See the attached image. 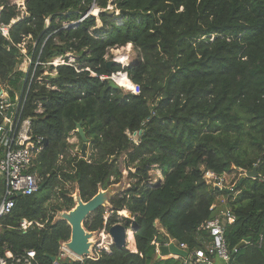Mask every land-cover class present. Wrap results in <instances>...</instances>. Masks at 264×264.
I'll list each match as a JSON object with an SVG mask.
<instances>
[{
    "label": "trees",
    "instance_id": "obj_1",
    "mask_svg": "<svg viewBox=\"0 0 264 264\" xmlns=\"http://www.w3.org/2000/svg\"><path fill=\"white\" fill-rule=\"evenodd\" d=\"M109 3L26 0L22 12L0 0V27L8 28L7 36L0 31V90L12 103L19 98L33 137L47 141L31 170L43 189L16 197L0 220V256L34 251L41 264H54L72 234L56 216L76 206V188L88 202L100 188L120 184L126 170L134 182L84 227L109 232L136 222L137 253L113 245L74 264H180L159 259L154 242H165L164 230L189 250L202 248L198 230L219 214V196L236 217L225 233L231 254L250 240L234 264H264V0H114L118 16ZM96 7L98 17L91 14ZM128 45L136 60L109 68L108 53ZM58 59L64 63L55 65ZM118 73L140 94L111 88ZM79 123L90 144L86 159L73 155L68 141L75 133L83 144ZM155 167L163 172L160 184L149 182ZM255 168L257 179L243 178ZM237 170L234 192L204 179L208 171L225 177ZM123 211L130 219H119ZM24 220L33 223L26 231Z\"/></svg>",
    "mask_w": 264,
    "mask_h": 264
},
{
    "label": "built area",
    "instance_id": "obj_2",
    "mask_svg": "<svg viewBox=\"0 0 264 264\" xmlns=\"http://www.w3.org/2000/svg\"><path fill=\"white\" fill-rule=\"evenodd\" d=\"M0 31L4 36L8 35V28L0 27ZM63 63L62 59L54 62L55 65ZM120 74V73H118ZM114 76V75H113ZM110 79L115 80V77ZM134 84V83H133ZM135 85V84H134ZM137 87L135 95L140 94V87ZM135 91V90H134ZM5 90H0V117L3 119L0 124V147H3L4 152L0 158V177L5 182V191L1 198L0 204V220L12 213L15 207V198L20 194L22 196H31L40 191V180L37 175L31 170L35 166L38 155L44 149V140L41 138H34L32 134L30 118L21 119L18 124L19 118V101L12 103L9 98L4 97ZM16 111L13 113L12 118H8V112L11 108ZM19 109V110H18ZM41 112V110H38ZM18 125V126H17ZM136 137V136H135ZM156 171L161 175L162 170L156 167ZM204 179L210 186L220 187L222 190L227 189L230 192L235 191V187L227 188L224 186L225 177L218 176L214 172L208 171L205 173ZM162 179H160L161 181ZM150 184H157L158 181L151 179ZM110 214H106L104 225L107 226ZM236 217L231 209L226 208L214 218L205 221L198 230L200 237V245L202 248L189 250L188 247L181 243H177L171 238L170 243L176 244L180 249L188 252V257L181 258L172 255L161 256V247L168 246L165 241L154 242L155 253L159 259H168L175 257L180 261V264H234V257L231 254L225 233L226 227L235 222ZM33 225L32 222L24 220L21 224V230L26 231ZM102 240L98 244H93L91 255L89 257H78L73 254L67 247L68 242H63L59 248V256L56 262L61 263H83L86 259L96 260L102 250L109 252L111 246L114 245L113 239L106 230L102 231ZM264 236L260 238L262 244ZM0 264H41L36 257L34 251H28L24 254L14 255L11 251H6L4 256H0ZM56 264V263H54Z\"/></svg>",
    "mask_w": 264,
    "mask_h": 264
},
{
    "label": "water",
    "instance_id": "obj_3",
    "mask_svg": "<svg viewBox=\"0 0 264 264\" xmlns=\"http://www.w3.org/2000/svg\"><path fill=\"white\" fill-rule=\"evenodd\" d=\"M121 63L117 61H108L107 66L110 68L113 65H120ZM127 75V74H126ZM128 77V75H127ZM109 85L111 88L115 90H120L121 87L116 83L115 80L110 79ZM20 109V106H19ZM18 109V110H19ZM16 110L12 107L7 117L10 119L12 118L13 113ZM19 118H18V124L20 123L22 119V112L21 109L18 111ZM18 126V125H17ZM77 133L80 135L82 139V147H81V157L86 159L88 156V146H89V140L86 137V133L84 129L82 128L81 123L77 125ZM141 134V132H140ZM44 144L47 145V141H44ZM259 177L258 171L255 168L253 171L247 172L243 178H251V179H257ZM242 182V181H241ZM161 183V182H160ZM159 183V184H160ZM241 184L238 185L240 187ZM43 189V186H40V190ZM215 189L222 190L220 187H215ZM228 192V190H227ZM19 196H22L21 194ZM74 197V196H73ZM110 197V191H99L96 196H94L90 201L84 202L78 194L76 196V206L69 212H63L59 214V220L66 221L72 230L70 241L67 244V247L69 250L75 254L78 257L84 258L89 257L91 255L93 243L91 242V238L94 236V232H88L86 231L84 227V223L87 220V218L92 215L93 213L97 212L102 207H105V204L108 203ZM158 224H156L157 226ZM131 230L133 232V235L137 233L138 225L136 222H133L131 225ZM165 241L169 244L168 246L161 247V256H175V257H181L186 258L188 257V252L185 250L180 249L176 244L170 243L171 237L164 231H161ZM109 235L113 239L114 245L118 248H124L129 251H131L128 247L129 245V230L125 227V225L122 224H116L112 226L109 229ZM250 240H246L242 242L240 245L237 246V248L233 252V257L237 255V253L242 250ZM52 261L56 264H59L56 262V258H52ZM61 264H68V263H61Z\"/></svg>",
    "mask_w": 264,
    "mask_h": 264
},
{
    "label": "rangeland",
    "instance_id": "obj_4",
    "mask_svg": "<svg viewBox=\"0 0 264 264\" xmlns=\"http://www.w3.org/2000/svg\"><path fill=\"white\" fill-rule=\"evenodd\" d=\"M9 2L12 5H17L22 12H24L25 9H26L25 8V2H26V0H9ZM113 2H114V0H110L109 6H108L109 13L118 16L120 14V12L118 10H116V8H115L116 6L113 5ZM99 13H100V10L97 7L91 10V14L94 15V16H96V17L99 16ZM97 25H98L97 28H99V27H101L102 24H101L100 21H98V24ZM26 44H30V42H27V43H25L23 45L22 48H23V53L24 54L27 53L26 48H25ZM122 54L125 55V57H126V61L125 62H121V64H120L123 67L128 66L130 63L134 62L136 60V58H137L136 57L137 56L136 53L133 51V46L132 45H128L127 47H123V48L111 50L108 53L107 60L108 61H117L118 60L117 58L120 55H122ZM69 58H70V60H73L72 55H69ZM63 63H64V61H63ZM30 65H31L30 60L29 59H25L24 63L21 65V70L27 71L29 69ZM120 74H122V73H120ZM117 75L118 74H116V75H114L112 77H116ZM121 91L124 94H129V93L132 94V93H136L137 87L135 85L133 86V89H131V88L130 89H126L124 87H121ZM17 101H19V98L17 99ZM132 138L135 139V140L137 139V137H135V136H133ZM68 141L71 144L75 145V148L73 150H71V153L73 155H75V156L76 155H79L81 157V147H82V144L80 142V139L75 135V133L68 139ZM89 147H90V144L88 146V156H87V158L90 155L89 154L90 153ZM156 170L157 169L155 167L150 172L151 179L152 180L154 179L155 181H158V180L160 181V179L163 180L164 179L163 172H161V175H160ZM128 177H129L128 171L124 170V172H123V179H122V181H121L120 184L112 185V186H110L107 189L100 188L99 191H101V190L102 191H110L109 201H108V203L105 204V207L107 208V210H110V204H109L110 200L114 196H116V195H121L123 192H125L131 186V183L134 182V180H131ZM240 177H241V171L240 170H237L234 173L225 175V183H224V186H226L227 188H229V187H235L237 185V182L239 181ZM78 194H79V190L76 188V190L74 192V195H73L75 202H76V196ZM1 198H2V196H1V193H0V204H1ZM226 204H227V198H225L224 196H219L217 198L216 209H218V213L219 214L221 212L219 210H222V209H226L227 208L226 207ZM61 213H63V212H61ZM59 214L60 213H57L56 220H59ZM106 214H110V213L107 211ZM118 216H119V219H130V215L126 211L119 212L118 213ZM120 224L126 225V222L121 221ZM128 230L130 232V235H133V232L131 230V227ZM101 235H102V232H95L94 233V236H95L94 241H93V244L94 245L95 244H98L100 242H102V243L106 242V241L102 240V236ZM128 247H129V249L131 250L132 253H134L136 251V249H132L130 247V243H129ZM135 248H136V246H135ZM168 259H177V258L172 257V258H168ZM218 264H223V263L220 262Z\"/></svg>",
    "mask_w": 264,
    "mask_h": 264
},
{
    "label": "bare ground",
    "instance_id": "obj_5",
    "mask_svg": "<svg viewBox=\"0 0 264 264\" xmlns=\"http://www.w3.org/2000/svg\"><path fill=\"white\" fill-rule=\"evenodd\" d=\"M118 60V62H125L126 61V57H125V55H120L118 58H117ZM115 81H116V83L120 86V87H124V88H126V89H133V86H134V84L128 79V77H127V75H125L124 73H122V74H118L116 77H115ZM94 238H95V236H93L92 238H91V242L93 243V241H94ZM129 243H130V247L132 248V249H136L135 248V245H134V241H133V235H130L129 236ZM134 252V251H133Z\"/></svg>",
    "mask_w": 264,
    "mask_h": 264
},
{
    "label": "crops",
    "instance_id": "obj_6",
    "mask_svg": "<svg viewBox=\"0 0 264 264\" xmlns=\"http://www.w3.org/2000/svg\"><path fill=\"white\" fill-rule=\"evenodd\" d=\"M4 97L5 98H9V96H8V93L5 91V93H4ZM90 154V153H89ZM133 241H134V245L136 246V240H135V236L133 235ZM134 253H137V247H136V251L134 252Z\"/></svg>",
    "mask_w": 264,
    "mask_h": 264
}]
</instances>
